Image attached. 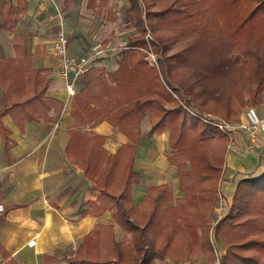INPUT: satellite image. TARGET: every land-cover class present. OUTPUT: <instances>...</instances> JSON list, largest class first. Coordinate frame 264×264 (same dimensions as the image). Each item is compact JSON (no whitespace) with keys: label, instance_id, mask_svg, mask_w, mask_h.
Here are the masks:
<instances>
[{"label":"trees","instance_id":"trees-1","mask_svg":"<svg viewBox=\"0 0 264 264\" xmlns=\"http://www.w3.org/2000/svg\"><path fill=\"white\" fill-rule=\"evenodd\" d=\"M106 2L99 0V11ZM212 3L222 25L227 64L238 66L243 78L238 100L233 97L236 111L264 103V0H187L176 5L169 0H126L125 19L135 32L113 51L116 68L92 66L85 73V85L72 96L73 115L82 121L104 120L133 143L139 142L144 118L149 123L146 135L167 131L168 161L176 167L182 196L173 199L169 188L159 184L148 187L133 204L131 189L141 176L133 169L134 146L123 143L110 153L103 135L71 129L66 157L99 192L88 212L108 210L127 238L116 240L111 224H99L66 264H154L164 256L178 262L199 252L206 255L207 264L214 260L264 264V166L231 178L232 195L225 198L222 216L212 223L226 137L192 114L190 97L182 99L187 91L176 80L175 55L168 54L176 42L195 32ZM24 8L25 3L5 2L0 27L13 30ZM19 42L16 39V49ZM149 50L156 66L146 61ZM10 72L9 79L1 82L0 135L5 150L12 139L2 117L10 115L17 125L43 117L44 107L29 103L27 94L46 90L52 81L39 68L23 71L17 66ZM212 239L222 245L218 254ZM0 250L4 252L1 245Z\"/></svg>","mask_w":264,"mask_h":264},{"label":"crops","instance_id":"crops-1","mask_svg":"<svg viewBox=\"0 0 264 264\" xmlns=\"http://www.w3.org/2000/svg\"><path fill=\"white\" fill-rule=\"evenodd\" d=\"M5 2L12 6L25 3V8L13 30L0 27V108L1 82L9 79L15 67L23 71L43 69L52 81L46 90H31L27 94L29 103L44 107L43 117L22 125H17L8 114L1 119L10 130L12 144L5 150L0 135V245L4 250H0V264H66L83 238L99 224H111L116 240L127 238L108 210L88 212L99 192L82 169L67 159L64 148L68 132L78 129L103 135L104 147L110 153H115L123 143L134 146L133 169L141 175L131 189L135 205L148 187L159 184L171 190L173 199L182 196L176 167L168 161L169 136L167 131L146 135L147 118L145 130L141 121L137 143L104 120L82 121L73 115L72 97H68L65 84L71 82L77 92L87 77L70 74L65 80L58 74L54 53L58 33L61 31L67 37L68 52L73 55L88 52L93 42L91 36L95 37L99 30L105 31L107 44H116L123 35L122 28L125 29L117 17L126 7V0H107L100 11L99 0H68V3L67 0H0V24ZM108 50L94 66L116 68L111 59L113 51ZM255 109L259 116H264V103ZM238 119H244V112ZM223 164L225 179L220 191L224 198L232 195L235 182L231 178L235 174L249 172L256 165L264 166L259 149H249L241 137L237 152L226 149ZM215 215L213 207L211 222ZM165 263L207 264V257L199 252L178 262L167 256L154 259V264Z\"/></svg>","mask_w":264,"mask_h":264},{"label":"rangeland","instance_id":"rangeland-1","mask_svg":"<svg viewBox=\"0 0 264 264\" xmlns=\"http://www.w3.org/2000/svg\"><path fill=\"white\" fill-rule=\"evenodd\" d=\"M183 1L187 0H169V3L176 5ZM202 17L204 19L202 18V23L197 26L195 32L190 37L176 42L175 47L168 52V54L175 55L172 62L176 64V80L187 91V93L183 92L182 99L190 97L189 107L193 111L203 114V112L209 110L210 113L223 118L237 119L245 111L246 107L255 106L246 105L241 111H236L233 97L238 100V91L241 86L239 80H243L241 71L238 66H229L227 64V54L223 50L224 35L221 30L222 25L213 3L212 7H206ZM117 21L120 24L122 23L121 25H124L125 29L122 28L123 35L118 39V42H115L116 44L106 43L104 40L106 33L103 30H99L95 37L91 36L93 42L88 51L98 45L105 50L101 56L96 57L94 64L100 62V57L105 55L108 49L115 51L119 46L123 45L128 35L135 32V28L127 23L124 10L118 15ZM262 47H264V44H262ZM252 84L253 82L249 80L247 86L251 87ZM204 107H207L208 110H205ZM145 121L146 118L142 120L144 130L146 127ZM216 131L221 134L219 130L216 129ZM223 168L224 164L222 163L218 172L219 190L222 187L223 179L221 180L220 177H222ZM212 241L214 242V239ZM214 243L216 245L215 253L218 254L222 249V245L219 244L218 240ZM216 261L214 260L213 264H216Z\"/></svg>","mask_w":264,"mask_h":264},{"label":"built area","instance_id":"built-area-1","mask_svg":"<svg viewBox=\"0 0 264 264\" xmlns=\"http://www.w3.org/2000/svg\"><path fill=\"white\" fill-rule=\"evenodd\" d=\"M67 43V37L60 31L54 44V53L58 59V74L65 80L68 79L70 74L75 76L85 75L94 66L96 57L101 56L103 51H105L98 45L82 55H73L68 52ZM146 55L147 62L151 65H156L155 56L150 50L146 52ZM65 90L68 97H72L75 93L72 83L68 81H66ZM192 114L202 122L219 130L226 137V149L228 151H238V141L239 137H241L249 149L258 148L261 160H264V116H259L255 107H246L244 119L236 122L210 113L198 114L192 111ZM225 206V198L221 191L218 190L217 201L214 206L216 215L212 223H215L222 216L225 211ZM1 209L2 207L0 205Z\"/></svg>","mask_w":264,"mask_h":264}]
</instances>
